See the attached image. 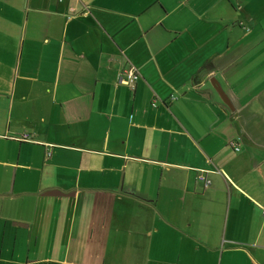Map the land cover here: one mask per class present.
Masks as SVG:
<instances>
[{"label": "crops", "instance_id": "0c3cea01", "mask_svg": "<svg viewBox=\"0 0 264 264\" xmlns=\"http://www.w3.org/2000/svg\"><path fill=\"white\" fill-rule=\"evenodd\" d=\"M245 8L0 0V264H264V32Z\"/></svg>", "mask_w": 264, "mask_h": 264}, {"label": "built area", "instance_id": "2783aa9c", "mask_svg": "<svg viewBox=\"0 0 264 264\" xmlns=\"http://www.w3.org/2000/svg\"><path fill=\"white\" fill-rule=\"evenodd\" d=\"M139 78V73L137 72V70L132 67L131 65H129L128 67H126L125 69L122 70L121 75L118 77V81L120 84H124L126 86H128L130 89H132L137 81V79ZM178 97L175 95H169L167 100H169L170 102L176 100ZM154 105V103H153ZM152 105V106H153ZM17 140L19 141H29L28 135L27 134H23L20 138H18ZM228 145L233 148V150L235 152L239 151V147H238V143L236 140H230L228 141ZM196 180L200 183H202V185L204 187H208L210 185V182L203 176V174H198L196 175ZM260 214L261 216L264 217V206H262L260 208Z\"/></svg>", "mask_w": 264, "mask_h": 264}, {"label": "rangeland", "instance_id": "374dc122", "mask_svg": "<svg viewBox=\"0 0 264 264\" xmlns=\"http://www.w3.org/2000/svg\"><path fill=\"white\" fill-rule=\"evenodd\" d=\"M239 3L246 6L245 11L250 16L259 20V26L262 27L264 32V0H239ZM239 14H245V12L239 11ZM258 28L259 27H257V29Z\"/></svg>", "mask_w": 264, "mask_h": 264}, {"label": "water", "instance_id": "95a60500", "mask_svg": "<svg viewBox=\"0 0 264 264\" xmlns=\"http://www.w3.org/2000/svg\"><path fill=\"white\" fill-rule=\"evenodd\" d=\"M217 93H218V96H220V95H221V91H220V89H219V88H217ZM220 99H221V101H222L223 103H225V102H226L225 98H221V96H220Z\"/></svg>", "mask_w": 264, "mask_h": 264}]
</instances>
